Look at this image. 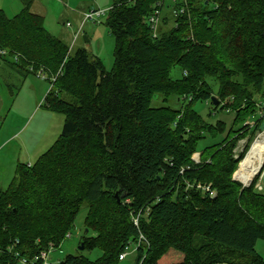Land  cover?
Returning a JSON list of instances; mask_svg holds the SVG:
<instances>
[{"label":"trees","instance_id":"1","mask_svg":"<svg viewBox=\"0 0 264 264\" xmlns=\"http://www.w3.org/2000/svg\"><path fill=\"white\" fill-rule=\"evenodd\" d=\"M21 1L13 18L0 9V59L19 74L42 71L46 106L65 123L0 192V264L59 248L84 204L95 236L81 244L103 256L59 264H121L141 237L135 264H264V193L258 178L249 187L234 178L249 149L237 158L239 142L264 129V0H114L110 71L86 49L72 53L32 13L34 0ZM203 101L235 114L228 131L194 110Z\"/></svg>","mask_w":264,"mask_h":264},{"label":"rangeland","instance_id":"2","mask_svg":"<svg viewBox=\"0 0 264 264\" xmlns=\"http://www.w3.org/2000/svg\"><path fill=\"white\" fill-rule=\"evenodd\" d=\"M36 1L47 11L44 18L47 30L70 47L75 34L81 28L84 14L105 12L104 15L95 16L94 19L84 24L77 37L76 45L72 47L71 51L75 53L78 49H86L91 55L100 57L108 71L112 70L115 39L106 22L108 11L113 6L114 0ZM22 6L21 0H0V9L4 10L10 18L18 14L22 10ZM68 23L71 26H68ZM171 25L173 24L171 23ZM181 76L182 71L179 67L172 70L173 78ZM50 90L51 83L48 77L44 78L39 73L19 74L0 59V192L5 191L12 183L19 166L34 164L54 145L62 133L65 116L46 106L45 98ZM217 91L218 85L215 86V92L217 93ZM193 108L204 121L213 126L223 121L226 123L228 131L234 123V113L226 110L215 112L208 102H196ZM222 138V136H218L217 139L208 137L199 144V151ZM257 140L262 142L261 151L259 148L257 154L263 155L261 152L264 151V129L258 131L255 137L249 134L245 140L240 141L236 156L244 152L247 147L249 148L248 154ZM193 159L199 160L200 152L195 154ZM256 177H253L252 181ZM87 214L88 205L84 204L77 216L74 228L66 240L59 248L50 251L48 264H59L68 255H81L92 261L102 258L103 252L100 249H81L85 235L95 236L94 233L88 232L85 226ZM256 250L264 258V240L257 242ZM17 264L24 263L18 261ZM121 264H135V254L130 253Z\"/></svg>","mask_w":264,"mask_h":264},{"label":"built area","instance_id":"3","mask_svg":"<svg viewBox=\"0 0 264 264\" xmlns=\"http://www.w3.org/2000/svg\"><path fill=\"white\" fill-rule=\"evenodd\" d=\"M160 4H159V8H157L154 12V14L150 17L148 23L151 25V27L153 28V31H154V36L156 37L158 35V27H159V21H160V17H161V11H160ZM96 14V15H95ZM105 12H92V13H85L84 14V22L83 24L81 25V28L80 30L78 31V33H76L75 35V40L77 39V37L80 35V31L82 29V27L84 26L85 23H87L88 21L94 19L95 16H101V15H104ZM68 26H71L70 23L67 24ZM6 51H0V55H6ZM41 76H43L44 78H46L47 76L42 72H38ZM37 73V74H38ZM258 116L262 119H264V99H262L260 102H259V105H258ZM254 124V123H252ZM238 151L236 150V153ZM239 156V155H238ZM236 156V157H238ZM197 163L200 162V159L196 160L194 159ZM257 176V177H256ZM256 178H259L257 184H256V189L258 192H263L264 191V188H263V183H264V166H262V168L259 170V172L255 175ZM135 224L138 225V219H135ZM142 241H145L143 237H141V240L140 242L137 244V245H133L131 247L128 248V250H126V252H124L121 256H120V260L123 261L127 258V256L130 254V253H134L137 251V249L139 248L140 246V243ZM133 247V248H132ZM54 249V247H50V250L48 251H42L39 255H37L33 260L31 261H27V260H23V263L24 264H48V257H49V253L50 251Z\"/></svg>","mask_w":264,"mask_h":264},{"label":"bare ground","instance_id":"4","mask_svg":"<svg viewBox=\"0 0 264 264\" xmlns=\"http://www.w3.org/2000/svg\"><path fill=\"white\" fill-rule=\"evenodd\" d=\"M262 142L257 140L256 144L253 146V149L247 154L244 163L240 166L237 179L240 180L243 184H250L253 177L259 172V170L264 165V151L261 152L263 155H258L257 152L261 151ZM261 146V147H260Z\"/></svg>","mask_w":264,"mask_h":264},{"label":"crops","instance_id":"5","mask_svg":"<svg viewBox=\"0 0 264 264\" xmlns=\"http://www.w3.org/2000/svg\"><path fill=\"white\" fill-rule=\"evenodd\" d=\"M23 7V6H22ZM32 13L35 14V15H39L43 18H45V16L47 15V11L44 9V7L39 3L37 2L36 0H34V3L32 5V9H31ZM84 22V19L81 20V25L83 24ZM78 33V32H77ZM76 35V34H75ZM77 40V39H76ZM76 40H75V37L72 41V45L71 47H74L76 45Z\"/></svg>","mask_w":264,"mask_h":264},{"label":"water","instance_id":"6","mask_svg":"<svg viewBox=\"0 0 264 264\" xmlns=\"http://www.w3.org/2000/svg\"><path fill=\"white\" fill-rule=\"evenodd\" d=\"M86 41L88 42V39H86ZM215 105H217V102H215ZM244 160H245V159H244ZM244 160H243V161H244ZM241 163H242V162H241ZM240 166H241V164H240ZM240 166H239V168H240ZM238 170H239V169H238ZM237 172H238V171H237ZM237 172H236L234 178H235V180H237V181H239L240 183H242L240 180H238V179L236 178ZM251 183H252V181H251L250 184H248V185L243 184V183H242V184H243L244 187H249V186L251 185ZM81 249H84V246H83V245L81 246Z\"/></svg>","mask_w":264,"mask_h":264}]
</instances>
